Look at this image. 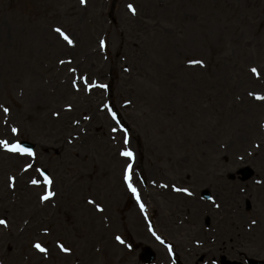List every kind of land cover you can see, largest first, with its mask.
<instances>
[{
  "label": "rangeland",
  "instance_id": "1",
  "mask_svg": "<svg viewBox=\"0 0 264 264\" xmlns=\"http://www.w3.org/2000/svg\"><path fill=\"white\" fill-rule=\"evenodd\" d=\"M40 91L60 101L38 103ZM72 93L84 104L77 113ZM262 95L264 0H0V141H29L35 153L0 143V198L8 192L15 207L21 193L38 188L28 191L33 211L0 205V220L12 224H0V264H144L139 255L145 246L158 248V227L182 264L264 259ZM61 108L73 129L56 138L62 146L46 150ZM94 112L106 118L105 132L91 125ZM169 139L176 160H169ZM71 147H84L86 156L77 160L66 152ZM129 165L137 195L154 205L149 223L124 182ZM244 167L254 169L251 178H230ZM173 186L194 196L177 191L181 198ZM49 191L55 195L41 199ZM194 201L206 204L207 220L193 214L201 207ZM182 204H190L187 216L177 209ZM170 210L179 214L169 220ZM168 259L164 252L157 263Z\"/></svg>",
  "mask_w": 264,
  "mask_h": 264
},
{
  "label": "bare ground",
  "instance_id": "2",
  "mask_svg": "<svg viewBox=\"0 0 264 264\" xmlns=\"http://www.w3.org/2000/svg\"><path fill=\"white\" fill-rule=\"evenodd\" d=\"M147 6V4L146 5H144L143 7H144V9H145V7ZM155 41V40H154ZM141 43H143V44H141L140 46H137L136 45V47H141L142 45H145V42L144 41H141ZM135 46V43H134V40H131V46ZM142 49V48H141ZM127 56L129 57V59H131L132 61H133V59H134V57L132 56V55H129V54H127ZM125 57L124 59L127 61L128 60V57ZM127 62H130V61H127ZM128 78V76H126V77H122V79L124 80V79H127ZM134 82H135V79H133V81H132V83L134 84ZM57 83H58V81H57ZM58 89H59V87H57ZM56 88V89H57ZM128 88V90L129 91H131L132 89V87H127ZM75 90V89H74ZM86 92H84V94H85ZM100 93L101 92H98V90L97 91H93V93H92V99H99L100 97H101V95H100ZM94 94V95H93ZM71 96H74V98H76L75 96H78L77 94H71ZM49 96L48 95H45L42 91H40L39 93H38V95H36V99L38 100V103L39 102H41V101H49V100H56V101H58L59 100V98L58 97H60V96H58V94H56V95H54V96H50V98H48ZM78 98H79V100L77 99H73V100H75L77 103L75 104V113H77L79 110H80V108H84V104L82 103V99H81V97H79L78 96ZM60 101V100H59ZM36 105H37V102L35 103ZM86 104V103H85ZM34 105V104H33ZM88 105H90V104H88ZM85 108H86V106H85ZM61 110V113H59V112H57L58 113V115H59V117H60V114H61V119H60V121L57 123V125H53V123L51 122L50 123V125L52 126L51 128H50V132L51 133H53L50 137H49V139L46 141V150H47V148H48V146H50V149H53V147H52V145H57L58 147H59V145L60 146H62V144H57L56 142L58 141L56 138H58L59 136H63L64 134H66L67 132H70L72 129H73V126H71L68 122H66L67 120H68V117H69V112L68 111H65V109H60ZM63 110V111H62ZM50 114H52L53 116H55V113H54V111H50ZM44 116V118L45 117H47L48 116V113H47V115L46 114H44L43 115ZM104 115H102V114H100V113H97V112H94V114H93V117H92V119H93V122L91 123V125L94 127V128H101V130L103 129V131L102 132H105V129H104V124H102V123H104V121H106V118H104L103 117ZM50 127V126H49ZM109 128H110V124H109V126L107 127V132L110 134L111 133V130H109ZM158 131L159 132H164V134L166 135V133H167V130H165L164 128H163V126L160 124V126H159V128H158ZM177 130H174V131H172V134H174L173 132H176ZM171 134V135H172ZM56 141V142H55ZM207 144H209V142H207ZM173 145H174V142L173 141H171V139H169V141H168V148H169V160L170 159H174V160H176V158H177V156H174L173 154H172V152H173ZM67 147H70L69 145H66ZM44 147V146H43ZM150 148H151V151L153 152V153H157V150H156V147H155V145L154 144H150ZM67 151L66 152H70L74 157H76V159L78 160H81V158H83V157H85L86 156V154H85V149H84V147H83V149H75L74 147H71L70 149H66ZM90 158V160H91V157H89ZM203 160L204 161H208L209 159H205V158H203ZM120 165V164H119ZM116 166L115 168H113V173H117V171L118 170H120V166ZM99 171V173L98 174H103V172L101 171V169L100 170H98ZM96 175V174H95ZM150 182H151V180H150ZM20 183H23V184H26L25 183V178H24V181L23 180H21L20 179ZM39 187H41V186H39ZM38 188H36V189H33V188H29L25 193L23 192V193H21L20 195H21V199L16 203V204H14V206L15 207H12V206H10V204H13L12 202L10 203L9 202V193L8 192H4L3 193V197L2 198H0V205H1V207H3L4 209H8L9 208V210L11 211V212H14V213H17V208L18 209H20V210H25V211H33V208H29L28 206H27V200H28V191H30V193L31 194H33V190H37ZM137 191H138V189H137ZM192 191V189L191 190H189V193ZM178 195V194H177ZM179 197H181L182 195L181 194H179L178 195ZM220 197V196H219ZM147 198V197H146ZM181 198H183V197H181ZM221 198V197H220ZM114 201V200H113ZM262 201V200H261ZM195 202V201H194ZM196 204H199L201 207H200V209L199 210H194V215H196V214H198L199 216H202V217H204V218H207L208 217V212H204V214L202 213V210H203V208L205 209L206 207V204L204 203H199V201H197V202H195ZM183 206H181V205H178V211H180L181 209L182 210H186V212H184V213H186L185 215L187 216L188 214H187V212H189V209H190V204H188L187 206H185V204H182ZM153 206L154 205H150V208H153ZM42 207V206H41ZM161 207V206H160ZM43 209H44V207H42ZM181 208V209H180ZM43 209H40V210H43ZM147 210L148 211H150L151 212V210L149 209V208H147ZM188 210V211H187ZM171 212H172V214H176V213H178V212H175V211H172V210H170ZM9 212H7V214H8ZM7 214H4V216H6ZM10 214V213H9ZM179 214V213H178ZM11 215V214H10ZM12 216V215H11ZM197 216V215H196ZM13 217V216H12ZM173 217H175L174 215H173ZM169 218V217H168ZM6 219V221H7V223H6V226H5V228H6V230L8 229H10L11 228V226H12V224L9 222V220L7 219V218H5ZM228 219H229V216H228ZM127 220H128V222H129V224L131 225V227L135 230V235L136 236H138V237H141V229H140V227H139V225H138V229L136 228L137 227V224H139L138 223V221H137V219H136V217H135V215L133 214V213H130L129 214V216H127ZM234 222H235V219L233 220H230V223L231 224H234ZM5 230V229H4ZM14 235H12L11 237H13ZM6 242H8V240L6 239ZM224 244L225 243H222V244H220L219 245V247H218V249H221L223 246H224ZM10 245V243H7V246H9ZM8 250H9V247H8ZM158 252L159 253H163L162 252V250H159L158 249Z\"/></svg>",
  "mask_w": 264,
  "mask_h": 264
},
{
  "label": "snow or ice",
  "instance_id": "3",
  "mask_svg": "<svg viewBox=\"0 0 264 264\" xmlns=\"http://www.w3.org/2000/svg\"><path fill=\"white\" fill-rule=\"evenodd\" d=\"M82 3H86L87 0H81ZM128 7L131 9V11L133 13L136 12V8L132 5V4H129ZM57 32L61 33L62 35H64V38L68 41V43H74V41L72 39L69 38V36L65 33L62 32V30L60 28H57L56 29ZM103 43V42H102ZM61 63H63V61H61ZM190 63H198V64H203V61L200 60V61H190ZM252 72L253 73H256L257 75H259V72L256 68H253L252 69ZM86 80V78H85ZM99 87H107V85H98ZM260 99H264V95L260 96L259 97ZM69 108H71V105L68 106ZM5 112L8 111L7 108L4 109ZM113 116H115V113H113ZM13 132H17L18 129H15L13 128L12 129ZM0 143H2L5 147L9 148V150L11 151H14V152H19L21 154H25V155H30V156H35V153L32 151V149L30 148H26L24 147L19 141H17L16 143L14 144H9L7 140H3V141H0ZM124 155L126 156H133V153L131 151H127L125 153H123ZM28 167H31V165H28ZM13 180L15 179V177L12 178ZM126 180H128L129 182V187L131 188V190L136 193L137 192V189L132 186L131 184V165L128 166V175H126L125 177ZM33 183H38V181H32ZM52 178L51 177H47V183L49 185L52 184ZM182 191H185V192H188L189 190L188 189H183ZM55 193L52 192V191H49L46 195H44L43 197H41V199L43 200H48L51 196H54ZM137 198L139 199V196L137 195ZM141 207H143V204H141ZM7 222L5 220H0V224H6ZM117 239H121L120 237H117ZM35 247L37 249H39L41 252H47L48 249L43 247L41 243H36L35 244ZM60 248L64 251V252H69L70 249L65 247L63 244L60 245Z\"/></svg>",
  "mask_w": 264,
  "mask_h": 264
},
{
  "label": "water",
  "instance_id": "4",
  "mask_svg": "<svg viewBox=\"0 0 264 264\" xmlns=\"http://www.w3.org/2000/svg\"><path fill=\"white\" fill-rule=\"evenodd\" d=\"M244 174H246V172Z\"/></svg>",
  "mask_w": 264,
  "mask_h": 264
}]
</instances>
